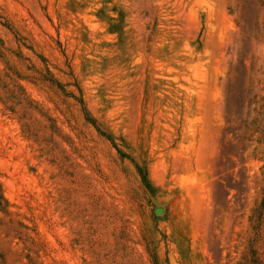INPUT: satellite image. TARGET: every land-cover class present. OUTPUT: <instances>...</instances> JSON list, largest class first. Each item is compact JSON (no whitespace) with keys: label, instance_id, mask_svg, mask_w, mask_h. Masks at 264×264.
Listing matches in <instances>:
<instances>
[{"label":"rangeland","instance_id":"1","mask_svg":"<svg viewBox=\"0 0 264 264\" xmlns=\"http://www.w3.org/2000/svg\"><path fill=\"white\" fill-rule=\"evenodd\" d=\"M0 197V264H264V0H0Z\"/></svg>","mask_w":264,"mask_h":264},{"label":"trees","instance_id":"2","mask_svg":"<svg viewBox=\"0 0 264 264\" xmlns=\"http://www.w3.org/2000/svg\"><path fill=\"white\" fill-rule=\"evenodd\" d=\"M144 182H145V184H146L149 188H151L150 183H149V181H148L147 179L144 178ZM2 199H3V198L0 197V201H1Z\"/></svg>","mask_w":264,"mask_h":264},{"label":"water","instance_id":"3","mask_svg":"<svg viewBox=\"0 0 264 264\" xmlns=\"http://www.w3.org/2000/svg\"><path fill=\"white\" fill-rule=\"evenodd\" d=\"M162 213V210L161 209H156V214H160Z\"/></svg>","mask_w":264,"mask_h":264}]
</instances>
